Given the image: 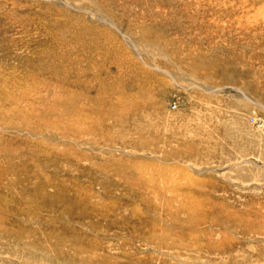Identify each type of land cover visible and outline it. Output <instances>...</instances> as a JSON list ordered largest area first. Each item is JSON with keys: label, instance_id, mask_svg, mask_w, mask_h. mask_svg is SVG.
<instances>
[{"label": "rangeland", "instance_id": "374dc122", "mask_svg": "<svg viewBox=\"0 0 264 264\" xmlns=\"http://www.w3.org/2000/svg\"><path fill=\"white\" fill-rule=\"evenodd\" d=\"M81 260L264 264V0H0V264Z\"/></svg>", "mask_w": 264, "mask_h": 264}, {"label": "bare ground", "instance_id": "6f19581e", "mask_svg": "<svg viewBox=\"0 0 264 264\" xmlns=\"http://www.w3.org/2000/svg\"><path fill=\"white\" fill-rule=\"evenodd\" d=\"M136 97V96H135ZM149 100H145V101H143V102H139L138 101V103H131L132 105H133V107H129V109L130 110H132V113H131V115H133L134 116V118H137L138 116H142V114L147 110V109H149V102H148ZM123 104H122V102H118L117 103V106L118 107H120V106H122ZM116 120L118 121V125L121 127V128H123L124 127V125H125V119H124V117L122 116V115H119L117 118H116ZM134 146H136L137 148H139V146H142V145H140L139 143H134ZM206 218V217H205ZM207 220V219H206ZM189 222H191V225L193 224V223H197V220H196V218L195 217H193L192 215H191V217H190V219H189ZM202 223H203V221H202ZM223 224V223H222ZM222 224H221V226H222ZM224 226V225H223ZM226 226V225H225ZM224 226V227H225ZM248 226V225H247ZM226 228V227H225ZM245 228V227H244ZM247 229H248V227H247ZM244 230V229H243ZM245 231H247V230H245ZM183 233V232H182ZM204 234L205 235H207V232H204ZM162 239H164V238H161V240ZM162 242H164V241H162ZM163 245V244H162ZM62 256H64L65 258H68V257H71V256H69V255H67V254H65V255H62ZM70 262H73L74 263V260H69ZM68 261V262H69ZM87 263V261L85 260V261H83V260H81V261H79V263L78 264H86Z\"/></svg>", "mask_w": 264, "mask_h": 264}]
</instances>
